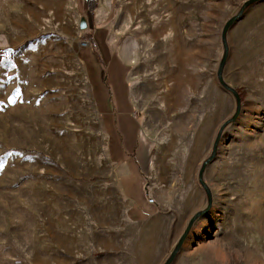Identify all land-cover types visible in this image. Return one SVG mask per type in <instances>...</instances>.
Returning <instances> with one entry per match:
<instances>
[{
	"label": "rangeland",
	"instance_id": "rangeland-1",
	"mask_svg": "<svg viewBox=\"0 0 264 264\" xmlns=\"http://www.w3.org/2000/svg\"><path fill=\"white\" fill-rule=\"evenodd\" d=\"M88 1L0 0V264H163L207 206L246 0ZM226 44L239 114L171 264H264V0Z\"/></svg>",
	"mask_w": 264,
	"mask_h": 264
},
{
	"label": "water",
	"instance_id": "water-1",
	"mask_svg": "<svg viewBox=\"0 0 264 264\" xmlns=\"http://www.w3.org/2000/svg\"><path fill=\"white\" fill-rule=\"evenodd\" d=\"M255 1H257V0H246V1L243 3V5L241 6V8H240L239 12L237 13V15L231 17V18L225 23V25H224L223 28H222L221 39H222V43H223V47H224V54H223V57H222V59H221V61H220V63H219L218 69H217V77H218L220 83H222V85H223L224 87H226L227 89H229V90L233 93V95L235 96L236 101H237V107H236V111H235V113L233 114V116H232L230 119H228L227 121H225V122L221 125V127H220V129H219V132H218V134H217V136H216V138H215V141H214V143H213V146H212V153H211V155H210L209 157H207V158L202 162V165H201V167H200V169H199V174H198V177H199V183H200V185H201V186L205 189V191H206V194H207V200H208V201H207V206H206L205 209H203V210H201V211H198L197 213H195V214L192 216V218L189 220L187 226L185 227V229H184L182 235L180 236L178 242L176 243L175 247L173 248V250L171 251L170 255H169L168 258L164 261L163 264H171V262L173 261V259H174L175 256H176V254H177L178 251L181 249V247H182V245H183V242H184L185 238L187 237L188 232H189V230H190V228H191V225H192V223L194 222V220H195L197 217H199L200 215H202L203 213H205L206 211H208L209 208H210V206H211V195H210V192H209L207 186L205 185V182H204L203 179H202V174H203V171H204V168H205L206 164L209 163V162L212 160V158L214 157V155H215L216 147H217L218 140H219V136H220V134H221V130L225 127L226 124H228L229 122L235 120V119L238 117V114H239V108H240V99H239V96H238L236 90L233 89V88L228 87V86L224 83L223 78H222V69H223L224 63H225L226 58H227L226 32H227V29L229 28V26L241 16V14H242L243 11L245 10V8H246L249 4H251V3L255 2ZM84 25H85V24H84V21L82 20L81 23H80V27L82 28V27H84Z\"/></svg>",
	"mask_w": 264,
	"mask_h": 264
},
{
	"label": "trees",
	"instance_id": "trees-1",
	"mask_svg": "<svg viewBox=\"0 0 264 264\" xmlns=\"http://www.w3.org/2000/svg\"><path fill=\"white\" fill-rule=\"evenodd\" d=\"M88 2H89V7H90L91 9H94V6H95V5H94V0H89ZM239 95H240V94H239ZM240 100H242V99H241V96H240Z\"/></svg>",
	"mask_w": 264,
	"mask_h": 264
}]
</instances>
